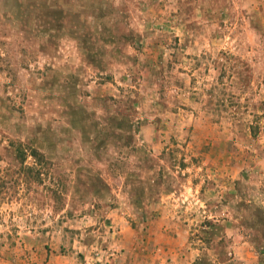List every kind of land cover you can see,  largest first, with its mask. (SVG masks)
Returning <instances> with one entry per match:
<instances>
[{
	"label": "rangeland",
	"instance_id": "obj_1",
	"mask_svg": "<svg viewBox=\"0 0 264 264\" xmlns=\"http://www.w3.org/2000/svg\"><path fill=\"white\" fill-rule=\"evenodd\" d=\"M123 225L264 264V0H0V264H110Z\"/></svg>",
	"mask_w": 264,
	"mask_h": 264
},
{
	"label": "crops",
	"instance_id": "obj_2",
	"mask_svg": "<svg viewBox=\"0 0 264 264\" xmlns=\"http://www.w3.org/2000/svg\"><path fill=\"white\" fill-rule=\"evenodd\" d=\"M118 236L109 250L113 256L110 264H192L193 252L185 244L170 241L169 245L150 249L140 232L124 225Z\"/></svg>",
	"mask_w": 264,
	"mask_h": 264
},
{
	"label": "trees",
	"instance_id": "obj_3",
	"mask_svg": "<svg viewBox=\"0 0 264 264\" xmlns=\"http://www.w3.org/2000/svg\"><path fill=\"white\" fill-rule=\"evenodd\" d=\"M16 150H17V154L19 155V157L21 158V163H25L26 159L28 157V152H30V155L35 159L36 164L38 165H42V164H48L49 161L46 157L45 154L43 152H41L36 146L31 145V146H25L23 143H18L16 145ZM35 164V165H36ZM31 168V167H30ZM32 171H34V168L31 169ZM40 174L41 171H38V174L36 175V179L39 180L40 178Z\"/></svg>",
	"mask_w": 264,
	"mask_h": 264
}]
</instances>
